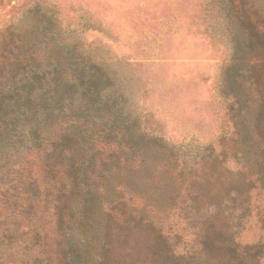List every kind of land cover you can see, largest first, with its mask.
<instances>
[{"label":"rangeland","instance_id":"374dc122","mask_svg":"<svg viewBox=\"0 0 264 264\" xmlns=\"http://www.w3.org/2000/svg\"><path fill=\"white\" fill-rule=\"evenodd\" d=\"M243 10L264 22V0H0V78L23 59L16 36L46 21L55 38L34 66L106 75L76 112L86 156L57 155L84 165L78 189L56 174V212L55 160L40 192V148L22 136L0 150V264H264V159L230 109L240 93L264 136V54L234 44Z\"/></svg>","mask_w":264,"mask_h":264},{"label":"trees","instance_id":"16d2710c","mask_svg":"<svg viewBox=\"0 0 264 264\" xmlns=\"http://www.w3.org/2000/svg\"><path fill=\"white\" fill-rule=\"evenodd\" d=\"M232 4V3H231ZM237 6V3H235ZM237 8V7H236ZM241 10V8H240ZM254 15V14H252ZM255 17V16H254ZM239 22L238 30L234 36L236 49L244 48L248 43H254L255 52L258 55L264 54V22L260 18L255 19L245 14V10L240 12L237 17ZM249 26V31L246 29ZM55 34L52 29V22L46 21L41 26L34 28L25 37L16 36L12 42L13 50L24 51L22 60L4 62L2 64V75L0 78V150L4 148V143H9L20 137H25L34 148L39 147L36 153L38 164L37 168L38 182L35 179L31 181L37 190L44 189L45 168L48 161L54 159V163L48 167L53 168L52 176L55 186L53 191V210L56 212L60 196L63 192L60 186V177L56 174H67L71 176V184L76 185V189L81 186L77 184L84 161L67 162L62 164L58 161L59 156H68L71 150L65 148L68 143H75L81 156H86L82 151V143L86 140L87 129L82 124H78L77 110L82 107L90 110L93 107L94 96H98V90H95L99 83L106 79L105 73L94 65L87 67L79 66L76 63L69 64L71 72L63 74V68L60 63L51 62L49 64L35 65L39 53L45 52L41 49L42 45L48 46L49 41H53ZM25 48V49H24ZM64 52V48L59 49ZM9 66V67H8ZM12 66V67H10ZM6 67V69H5ZM258 74H262L261 65H257ZM15 73L12 74V69ZM6 71V72H5ZM65 72V71H64ZM4 73V74H3ZM3 79H5L3 81ZM81 89V93L79 92ZM79 94L80 98L75 95ZM233 104L230 109L235 115L234 126L239 133V129L245 138L254 140L259 149V156L264 159V136L254 130L246 128V118L248 116V101L238 92L231 93ZM80 99V100H79ZM237 133V134H238ZM36 146V147H35ZM241 155H244V145L241 146ZM57 155L58 158H57ZM47 164V165H46ZM45 167H41L44 166ZM264 165V163H262ZM62 169V170H60ZM61 176V175H60ZM83 184V182H82ZM79 194V193H77ZM33 205L43 202V196H36ZM23 206H29L30 200L21 202ZM35 233V231H34ZM36 235V234H35ZM4 237V231L0 233V238Z\"/></svg>","mask_w":264,"mask_h":264}]
</instances>
